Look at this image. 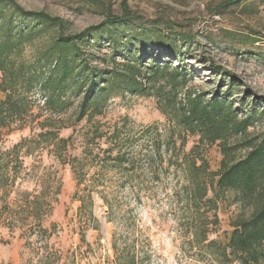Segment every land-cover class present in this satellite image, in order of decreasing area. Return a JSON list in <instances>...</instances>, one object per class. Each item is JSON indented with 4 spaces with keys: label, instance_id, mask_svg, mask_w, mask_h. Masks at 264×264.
Here are the masks:
<instances>
[{
    "label": "rangeland",
    "instance_id": "rangeland-1",
    "mask_svg": "<svg viewBox=\"0 0 264 264\" xmlns=\"http://www.w3.org/2000/svg\"><path fill=\"white\" fill-rule=\"evenodd\" d=\"M16 1L26 9L63 17L72 32L124 13L123 0ZM125 1L134 16L114 24L119 34L146 31L144 25L151 26L163 17V21L173 23L174 30L190 37L180 47L194 71L189 87L213 91L222 75L211 72L214 65L233 72L249 94L243 111L255 98H264V0L228 4H223L227 0ZM153 39L149 41L154 43ZM30 54L27 49L25 55ZM39 98L43 104L44 99ZM78 114L76 108L63 114L44 111L40 118H29L22 128L0 140L1 162L17 143L26 140L18 152L23 167L16 182L10 179L4 186L1 177L7 178L12 172L0 171V264H113L114 233L136 236L138 247L145 243L150 254L147 264H218L191 248L189 233L180 224L185 212L179 210L177 198L185 183L184 170L171 164L159 181L145 174L153 153L161 154L157 168L163 170L170 157L173 161L187 157L198 164L205 161L209 171L216 172L223 158L218 142H203L198 134L172 122L161 112L154 96L112 93L102 114L81 119ZM149 127V133H142ZM50 129L67 142L60 145L58 139L39 135ZM262 129L264 118L248 131L257 135ZM121 147L131 151L137 174L132 182H125L121 173L111 168L110 154L115 155ZM99 175V188L113 210L94 191L93 215L97 222L89 214L88 191L84 189L93 183V176ZM139 185L142 190L136 199ZM28 195L30 199L38 196V212L21 207L23 197ZM35 201H31L32 207ZM217 204L219 220L208 225V236L225 242L233 222L247 217L250 209L236 201L233 191L218 198ZM209 214L212 221L213 212ZM38 221L48 228V235L37 234Z\"/></svg>",
    "mask_w": 264,
    "mask_h": 264
},
{
    "label": "trees",
    "instance_id": "trees-1",
    "mask_svg": "<svg viewBox=\"0 0 264 264\" xmlns=\"http://www.w3.org/2000/svg\"><path fill=\"white\" fill-rule=\"evenodd\" d=\"M122 3V15L108 16L100 25L72 32L61 16L26 9L16 0H0V140L22 128L29 118H40L44 111L63 114L76 108L81 119L102 114L112 93L154 96L161 112L172 122L198 134L203 142H218L223 154L216 172H210L205 161L198 164L187 157L184 161L170 157L164 170L157 168L161 154L153 153L147 161L145 174L153 181H159L171 164L184 170L185 183L178 190L177 202L181 203V213L185 212L180 224L189 233L191 248L218 264H264V129L257 135L248 131L264 118V98H255L251 107L243 111L249 94L233 72L214 65L211 72L222 75L213 91L189 87L194 71L180 47L190 37L174 30L173 23L163 21V17L151 26L144 25L142 29L146 31L119 34L114 24L134 16L126 1ZM27 49L30 55H25ZM187 59L196 61L195 57ZM236 94H240L238 99ZM39 97L44 99L43 104ZM150 130L152 127L142 133ZM39 135L58 139L60 145L67 142L53 129ZM25 141L17 143L7 158L4 156V162L0 157V171L12 172L7 178L1 177L4 186L10 184V179L15 183L21 174L23 162L18 152ZM130 153L121 147L109 157L111 168L118 170L125 182L137 176ZM99 178L100 175L93 176V183L84 189L88 191L87 208L94 219V191L113 210V204L99 188ZM228 191H233L236 201L250 209L249 215L233 222L225 242L210 239L208 225L219 220L217 199ZM38 201V196L30 199L28 195L20 205L38 212ZM209 212H213L212 221ZM35 217L39 218L38 214ZM37 225V234L48 235L41 221ZM137 241L134 235L114 233L113 264H147L149 251L145 243L138 247Z\"/></svg>",
    "mask_w": 264,
    "mask_h": 264
}]
</instances>
